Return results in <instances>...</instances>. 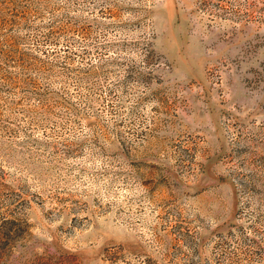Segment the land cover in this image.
Here are the masks:
<instances>
[{"label":"rangeland","instance_id":"obj_1","mask_svg":"<svg viewBox=\"0 0 264 264\" xmlns=\"http://www.w3.org/2000/svg\"><path fill=\"white\" fill-rule=\"evenodd\" d=\"M0 264H264V0H0Z\"/></svg>","mask_w":264,"mask_h":264}]
</instances>
